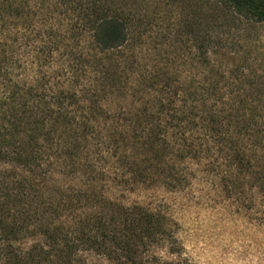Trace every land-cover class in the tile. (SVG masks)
Returning a JSON list of instances; mask_svg holds the SVG:
<instances>
[{
	"label": "trees",
	"instance_id": "1",
	"mask_svg": "<svg viewBox=\"0 0 264 264\" xmlns=\"http://www.w3.org/2000/svg\"><path fill=\"white\" fill-rule=\"evenodd\" d=\"M149 1L0 0V264H189L114 195L188 162L264 200V0H168L161 35Z\"/></svg>",
	"mask_w": 264,
	"mask_h": 264
},
{
	"label": "rangeland",
	"instance_id": "2",
	"mask_svg": "<svg viewBox=\"0 0 264 264\" xmlns=\"http://www.w3.org/2000/svg\"><path fill=\"white\" fill-rule=\"evenodd\" d=\"M149 3L158 5L160 14L150 24L153 33L164 34L169 29L167 5L171 2ZM245 29L243 35L264 44V28ZM257 49L264 55V47ZM110 105L117 107L114 101ZM187 167L193 176L186 187L173 190L162 183H149L116 190L115 199L126 206L138 204L164 212L176 232L180 255L189 264H264V200L250 191L228 195L207 162H188ZM158 253L169 257L165 249Z\"/></svg>",
	"mask_w": 264,
	"mask_h": 264
}]
</instances>
